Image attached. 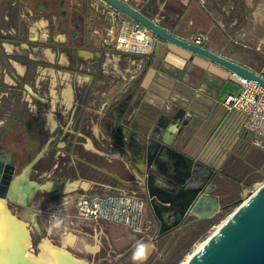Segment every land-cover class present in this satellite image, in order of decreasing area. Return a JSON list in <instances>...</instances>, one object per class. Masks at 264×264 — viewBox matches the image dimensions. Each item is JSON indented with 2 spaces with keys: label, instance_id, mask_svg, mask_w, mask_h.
<instances>
[{
  "label": "flooded vegetation",
  "instance_id": "1",
  "mask_svg": "<svg viewBox=\"0 0 264 264\" xmlns=\"http://www.w3.org/2000/svg\"><path fill=\"white\" fill-rule=\"evenodd\" d=\"M149 1L163 2L164 5L172 2L168 11L175 10L181 14H184L185 7L191 4H208L213 12L230 6V13H237L238 17L245 5V0ZM84 3L94 14L104 15L94 10L91 0H79L71 7L73 20L66 22L69 12L64 10L62 20L58 22L59 30L65 34L64 40L56 39L51 31L45 39L37 42L39 44L33 42L36 43L34 46L32 41L26 38L27 48L6 49L2 42H12H9V38H6L8 41L0 40V157L11 153L9 155L11 164L15 166V171L18 168H21V171L43 150V155L28 174L30 181L41 185L46 184L41 182L43 177L98 179L102 174L93 165H100L103 158L115 154L132 166L137 164L138 174L143 178V185L137 189L142 193L145 202L144 230L142 233H134L156 244V251L146 259L149 264H156L168 242L184 231L194 239L200 230L224 210L216 212L210 218L193 222L197 218L196 215L187 211L180 216L173 209H168L171 215L161 217L156 212L153 200L161 197L168 201L180 200V203H184L181 197L189 195L192 190L200 188L205 192L206 189L214 187L210 195H216L222 207L230 204L228 201L232 197L233 189L225 187L224 190V185H220L219 174L200 161L187 157L175 147V144L166 145L155 133L140 134L129 128L125 133L127 138L120 137L123 132L121 126L125 125L123 117L127 112L124 109H129L134 93L129 86L124 89V94H121L120 80L106 78L104 73L107 71L105 72L103 61L108 52L105 49L94 50L85 46L89 43L87 37L99 35L100 31L96 26L92 25V30L87 26V19H91L92 15L81 14ZM119 53L118 51L116 55L119 56ZM115 88L118 89L117 92ZM125 94L127 96H124ZM55 99L57 102L55 108H52L51 102ZM67 99L72 100L70 106L66 104ZM89 99L94 103L91 108L101 109L98 121L95 122L96 132L92 131L93 123L91 127L86 123L78 125L81 117L85 115V102ZM105 99L107 101L101 103ZM50 111L63 118L62 128L60 126L54 129L49 126L44 128L40 123L34 124L28 119L43 116ZM66 116L67 119L64 121ZM66 127L70 131L65 132ZM131 144L137 146V153L131 150L129 147ZM49 194L41 189L32 200L37 199L41 206H48L52 202ZM79 197L74 199L75 205ZM64 216L71 217L69 213ZM36 223H34L36 232H41ZM107 235L109 237L105 239L106 256L122 257L129 250L135 249L133 246L121 249L114 243L109 232ZM65 245L66 242H63L59 247L65 248ZM74 248L79 247L77 245L66 247L76 256L75 251L80 250ZM99 251L96 254H99ZM96 254H93V258ZM93 258L92 263L97 264L99 259Z\"/></svg>",
  "mask_w": 264,
  "mask_h": 264
},
{
  "label": "crops",
  "instance_id": "2",
  "mask_svg": "<svg viewBox=\"0 0 264 264\" xmlns=\"http://www.w3.org/2000/svg\"><path fill=\"white\" fill-rule=\"evenodd\" d=\"M78 1L79 0H64V1L63 0H0V40L2 41L3 39L4 41H8V39L6 38H9L10 39L9 42H12V43L2 42V46L5 47L6 49H12L13 47L18 49L27 48L28 44L25 41L26 38L31 40L32 43L33 42L37 43L45 39L50 31L52 33V36H56L55 37L56 39L59 38L64 40L65 34L58 29L59 28L58 22H61L62 20L61 19L63 17L62 12L64 10L68 12L69 8H71ZM122 1L126 3L128 2L127 0H122ZM254 1L255 0H245L244 10L243 12H241L240 18L238 19L231 18L230 24H235L239 21L243 22L245 19L254 22V20L249 19L248 17L249 11L246 10V8L248 9V7L250 8L254 6ZM128 4L136 8L135 5L130 4L129 2ZM257 7L259 8L264 7V0H259ZM136 9L145 16H147L148 18L155 21L164 29L172 32L174 35L182 39L189 40L191 42L195 41L196 38L193 39L191 37L174 32L171 29L172 27H170L167 23L166 24L159 23L160 20H157L155 17L148 15V12H146V10L140 8H136ZM89 20L90 19H88L87 21L88 22L87 26H89L88 25L90 23ZM113 32H114V28H111L110 30L105 32L104 34L105 36L104 38H102V46L104 49L111 48V47L106 48V46H104V43L106 41H110V39L114 40L116 34H114ZM202 41H203L202 43L204 44L202 46L204 47L206 46V48H210L207 47V45L204 43V39ZM36 43H33V46ZM200 45H201V38H200ZM209 50L218 53L228 59H231L237 63L240 62L237 59L228 57L227 55L219 51V49H209ZM177 53H180L179 54L180 57L176 55ZM121 54L124 56L127 55L136 56L133 54L120 52L119 55ZM192 55L193 54L185 52L175 46L167 44L159 39H156L154 41L153 47L150 49L148 54H146L145 56H138V60L142 62L143 59V61L145 60L147 62L148 68L146 70L145 76L149 77L148 82H153L152 85L150 86L151 88L152 86L154 87V89H152L153 95L150 101L146 99V102H142L141 100L137 102L134 101L133 99L134 103L133 102L130 103V107L128 109L129 111H127L126 115L123 117L124 124L125 123L127 124L126 120L128 121L133 120L139 123H143L147 127L150 125H154L158 121L157 117L159 115L164 116L167 118L165 127H163L165 128V130L162 129V133L159 136L163 140L171 141V144H175V147L181 150L190 159L199 161L198 152H200L203 147L207 146L206 144L212 139V137L215 135V132H217V130L221 127L224 118L228 117L229 114H235L236 116L237 115L239 116V119L241 118L240 119L241 129L243 130L244 133H246V136H250L251 146L254 145V147H257L262 151H264V139L254 136L253 134L247 133L243 128V117L235 111L233 112L227 111L223 105V102L227 96L237 94L240 91L241 89L240 82L237 80V78L234 75L222 69L221 67L215 64H211L210 62H206L207 60H204V58L201 57L196 58V56H192ZM201 59H203L204 62H201L202 61ZM161 62L163 63L162 65H164L167 68H172V70L182 72L183 75L181 79L182 82H184V85L186 84L185 82H192L193 84H197L196 88L199 89L200 93L207 95L208 92L207 98L209 100L207 98L199 100L204 105L201 106L200 109L203 110L205 108V104L206 105L211 104V107L210 109L209 108L206 109L207 113L205 114V116H203L204 119L200 122L196 132L193 133V136L186 144V150L196 149V155L190 154L189 152L187 153L184 150V148L180 149L178 147L179 138L181 137V135L183 136L186 134L187 125L179 124L180 117L175 116V109L172 111L156 109L157 106L155 103H157L158 100H161L157 96L163 97L164 95L163 92L165 87L164 83L170 82L172 80L171 78L174 77L173 75H165L162 70L157 71L159 63ZM196 66H198L199 69L196 68L195 70ZM246 67L250 68L255 72H260L259 69L256 67H250V66H246ZM192 71H195L197 73V77L195 74L192 73ZM130 77L132 78L133 76ZM66 101H65L66 104L70 106L72 100L67 99ZM106 101L107 99L102 100L101 103ZM56 102H57L56 99L51 102L52 108H55ZM93 104L94 103L93 101H91V99L85 102V107H84L85 115L84 117H81L80 124L78 123V125L81 126L86 123L88 126L91 127L93 123L91 128L92 131L96 132L97 127L95 125V122L98 121V116L100 115L101 109L91 108ZM216 106H219L224 111V113L222 114L220 111H217ZM41 117L43 119V122L41 121ZM193 118L194 116L189 113L185 114V116L183 117V119L187 120L186 124H188V126L189 123L192 122ZM28 119L31 122H34V124H36V122L40 123V125H42L44 128L45 126H49L52 129H54L57 126H60L61 128L63 127L60 117L57 114H55L53 111H50L43 116H35L32 117L31 119L30 118ZM66 119L67 116L65 117L64 121ZM67 125H69V123ZM67 127L64 128V131L65 130L70 131L68 129L69 127L68 128ZM166 133H168L171 136V138L166 139L165 138ZM217 156L218 154L216 155V157ZM220 157L221 154L217 158ZM116 158H119L118 161L115 160ZM93 166L97 170H99L100 173L102 174L98 179L90 178V177L89 178L77 177L74 179H57V178L43 177V181L41 182L46 183L45 185L51 184V186H53V188L50 190L42 188L43 192L46 191L50 193L49 196L48 195L47 196L52 201L51 204H49V208H50L49 210L51 211V213H49L50 220H49V224L47 225L48 227L47 235L54 242H55L54 239L57 236H60V239H62L64 243L66 242L65 245L66 248V247L76 246L78 238L80 236H82L86 240L89 238V236L90 237L91 235L93 236V234H94L93 238H95V236H98L97 234H99L100 237L104 236L105 238L108 239L109 236L107 234L109 232L114 243L117 246H119L121 249L122 248L129 249L131 246H133L135 247V250L136 252H138V256L140 257L141 256L147 257L152 253H154L156 251L155 243L146 240L144 237L137 235L134 232H131L122 225L113 222H103V221L91 222L75 216L74 199L81 195L89 194L94 196L95 195L103 196L108 194H117V195L138 197L141 199L143 198L142 193L138 192L137 189L138 186L143 185V178L138 174L137 164H134V166H132L130 163H127L125 159L115 154V156L112 155L106 156V158H103L100 165L95 164ZM212 170L217 174H219L220 177L226 176V173L223 172L224 169H220V170L212 169ZM247 175L248 173H244V177H246ZM108 176L112 177L113 179L110 180ZM238 181H240V179H238ZM222 182L223 184L226 183V179H224ZM45 185H43V187ZM224 190H226L225 187ZM94 191L98 192L99 194H94L95 193ZM32 199L28 204V206H21L17 203H11L10 208L16 216H18L23 221L30 223L33 228L34 223H32V220L30 219V215H28L29 219L27 218L26 211L27 210L31 211L32 209L36 217H39L40 215H44L48 209L47 206L45 207L41 206L37 199L36 200H32ZM12 206L14 207L12 208ZM67 213H69L71 217L65 218L64 215ZM69 236L73 237L71 243L67 242V238ZM97 244H98L97 245L98 248L95 252H97L99 247H101L100 242H97ZM60 246H62V244H60ZM83 246L85 250L87 249L90 252H91V248L96 247V246L90 247L89 244L84 242H83Z\"/></svg>",
  "mask_w": 264,
  "mask_h": 264
},
{
  "label": "rangeland",
  "instance_id": "3",
  "mask_svg": "<svg viewBox=\"0 0 264 264\" xmlns=\"http://www.w3.org/2000/svg\"><path fill=\"white\" fill-rule=\"evenodd\" d=\"M127 1L130 4L135 5L136 8L146 10L148 15L160 20L159 23H167L170 27H172L171 29L174 32L191 37L193 39L199 37L201 38V45H204L202 43V40L204 39V43L207 45V47H210L208 49H219V51L228 57L240 61L239 63H242V65L244 64V66L256 67L260 72L264 71V7H257L259 0L254 1L253 7H248V9L246 8V10L249 11V19L254 20V22L245 19L243 22L239 21L235 24H230L231 18L238 19L240 17L236 16L237 13H230V6L221 8V10L218 12H213L210 10L208 4H191L186 6L185 13L181 14L179 11L175 10L174 12L171 10L168 11V7L172 4V2L164 5L163 2H150L149 0ZM82 7V15H92L91 19L89 20L90 23L88 24L90 30H92L91 26L93 25L94 27L96 26L100 31L99 35L93 34V36H88L87 41L89 43L85 46H88L94 50L104 49L101 38H104L105 32L111 28H114L113 33L116 34L118 28V17H122L124 15L120 13L116 17V15L113 14V16H115L114 19L113 16L109 15L108 13H105L104 15H100L99 13L94 14L93 11H91L85 5V3L82 5ZM68 12L69 17L66 22H69L74 18L71 8H69ZM156 39L157 38L155 37V40ZM113 45V39H110V41H106L104 43L106 48H113ZM111 48L105 49L108 53L105 55L103 61L105 72L107 71L104 73L106 78L110 77L120 80L119 89L121 90V94H124V89L128 88L129 86L132 87L134 101L138 102L141 100L142 102H146V99L150 101L153 95L152 89H154V87H150L153 82H148L149 77L145 76L146 70L148 68L147 62L145 60L143 61V59L142 62L138 60V56L141 55L124 56L121 54L118 56L116 55L118 50L115 47L113 49ZM179 54L180 53H177L176 55L180 57ZM196 58H198V56H196ZM201 60V62H204L203 59ZM206 62L210 61L207 60ZM162 64V62L159 63L157 71L162 70L165 75H173L174 77L171 78L172 80L170 82H167L168 84L164 83V95L163 97L157 96L161 100H158V102L155 103L157 106L156 109L169 111L175 109V116L180 117L179 124L187 125L186 134L183 136L181 135L183 132L180 134L181 137L179 138L178 147L180 149L184 148L187 153L189 152L190 154L196 155V149L186 150V144L193 136V133L196 132L200 122L204 119L203 116H205L207 113L206 109H210L211 107V104H205V108L203 110L200 109V107L204 105L199 100L206 99L208 92L207 95L200 93L199 89L196 88L197 84H193L192 82H185L187 85H184V82H182L181 79L183 75L182 72L172 70V68H167ZM196 68L199 69L198 66L195 67V70ZM192 73L197 77V73L195 71H192ZM130 76L133 77L131 78ZM116 89L117 88H115V91L117 92L118 89ZM112 93L113 92H111V94ZM124 96L127 95L125 94ZM134 101L132 100L131 102L134 103ZM123 104L124 103L122 102V106ZM124 110L129 111L128 109ZM216 110L220 111L222 114L224 113V111L219 106H216ZM187 113L194 116L192 122L189 123V126L186 124L187 120L183 119ZM157 119L158 121L154 125L147 127L143 123L124 119L126 120L127 124L125 123V125L121 126L123 132L120 134V137L127 138L125 133L129 128L140 134L148 135L150 133H155L157 136H159L162 133V129L165 130L163 127H165L167 118L159 115ZM240 119L238 115L236 116L235 114H229L228 117L224 118L221 127L217 130V132H215V135L212 137V139L206 144L207 146L203 147L202 150H199L200 152H198V159L205 166L215 170L224 169L223 172L226 173V176L221 177L220 185H224L223 187L233 189L232 197H230L228 201L230 204L237 202L238 200L244 201L251 194L257 191L262 184H264V151L254 147V145L251 146L250 136H246V133H244L241 129ZM60 120L62 122L63 118H60ZM41 121L43 122L42 117ZM129 147L131 150L136 151L137 153V146L131 144ZM217 154L218 156L221 154V157L217 158ZM20 169L21 168H18L16 173H18ZM244 173H248V175L244 177ZM224 179H226V183L223 184L222 181ZM238 179H240V181H238ZM10 205L11 204H9V206ZM238 205L239 204H234L226 208L223 212L219 213L217 217H215L209 222V224L206 225V227L199 231L194 239H192L191 236L186 235V233H184L185 231L183 234H179L164 247V253L160 257V260L156 262V264H180L188 255L192 254V252H194L201 243L207 240L217 230L218 226L234 212ZM13 207L14 206H12V208ZM47 209V212L44 215H40L39 217H36L32 209L31 211H26L27 218L29 219L28 215H30L32 223L37 222L36 224L39 226L41 231L37 233L36 226H33L32 228V225L26 222L28 227L30 229L32 228V238L33 241L35 240L36 245L42 241H46L43 240L46 238L53 242L47 235V225L49 224L50 220L49 213H51L49 210V205L47 206ZM97 235L98 236L93 238V234V236H89V238L86 240L80 236L77 241L79 248H74L76 250H80V252L75 251V257L83 259L89 264H93V254H96L95 251L98 248L97 242H100L101 247L98 249L100 250L99 254H96V257L93 258L99 259L97 264H113L114 261L116 262V260V264H149V261L146 260L148 257L138 256V252H136L135 249L129 250L128 253L122 257H118L117 255L116 257L113 255H110L109 257L106 256V238L100 237L99 234ZM54 240L55 242L53 243L58 246L63 242V240L60 239V236H57ZM83 242L89 244L90 247H96L91 248V252L87 249V251H85ZM33 250L37 251L35 246H33ZM40 255L41 249L39 256Z\"/></svg>",
  "mask_w": 264,
  "mask_h": 264
},
{
  "label": "water",
  "instance_id": "4",
  "mask_svg": "<svg viewBox=\"0 0 264 264\" xmlns=\"http://www.w3.org/2000/svg\"><path fill=\"white\" fill-rule=\"evenodd\" d=\"M102 1L138 22L157 39L204 58L235 77L264 87V78L258 72L200 44L174 35L122 0ZM163 141L166 145H171V141ZM10 154L0 157V214L6 222V226L0 229L2 233L0 264H89L75 257L66 248H60L48 238L43 239L52 247L48 260L39 256L40 243L35 245L37 251L33 250L31 229L25 221L12 212L9 204L28 206L35 192L42 189L41 184L29 180L28 174L43 155V150L18 174L15 173V166L11 164ZM213 189L214 187L202 192V189L196 188L189 195L181 197L184 203H180V200L168 201L161 197L153 200L156 212L161 217L171 215L168 209H173L180 216L187 211L196 215L197 218L193 222L210 218L218 211L239 204L226 222L191 254L185 264H264V184L244 201L238 200L222 207H220L219 198L216 195H210Z\"/></svg>",
  "mask_w": 264,
  "mask_h": 264
},
{
  "label": "built area",
  "instance_id": "5",
  "mask_svg": "<svg viewBox=\"0 0 264 264\" xmlns=\"http://www.w3.org/2000/svg\"><path fill=\"white\" fill-rule=\"evenodd\" d=\"M95 11L120 14L102 0H91ZM115 19V16H113ZM114 47L122 53L145 56L155 41V36L138 22L127 16L118 17ZM200 44V38L194 41ZM264 78V71L258 72ZM241 89L237 94L225 98L223 105L229 112L243 117V128L247 133L264 139V87L236 77ZM143 199L138 197L108 194L103 196H80L75 205V216L91 222H113L128 230L142 233L144 230Z\"/></svg>",
  "mask_w": 264,
  "mask_h": 264
},
{
  "label": "bare ground",
  "instance_id": "6",
  "mask_svg": "<svg viewBox=\"0 0 264 264\" xmlns=\"http://www.w3.org/2000/svg\"><path fill=\"white\" fill-rule=\"evenodd\" d=\"M54 123V122H53ZM165 138L166 139H169V138H171V136L168 134V133H166L165 134ZM85 185V184H84ZM44 189H47V190H50V189H52L53 188V186H51V184H47V185H45L44 187H43ZM3 217H2V215L0 214V229H2V228H4L5 226H6V222H5V218L4 219H2ZM228 219V218H227ZM226 219V220H227ZM226 220H224L219 226H218V228H220L225 222H226ZM1 222H3V223H1ZM217 228V229H218ZM2 233L0 232V239H2V235H1ZM206 241V240H205ZM205 241L203 242V243H201L199 246H198V248L197 249H195V251L196 250H198L204 243H205ZM67 242L68 243H71L72 242V238H68L67 239ZM40 249H41V255H40V257L41 258H43V259H45V260H48V258H49V256H50V252L52 251V247H51V245L49 244V242H47V241H42L41 243H40ZM60 248H62V249H64L63 247H60ZM194 251V252H195ZM194 252H192V253H194ZM191 256V254L190 255H188L180 264H185V262L187 261V259L189 258Z\"/></svg>",
  "mask_w": 264,
  "mask_h": 264
}]
</instances>
